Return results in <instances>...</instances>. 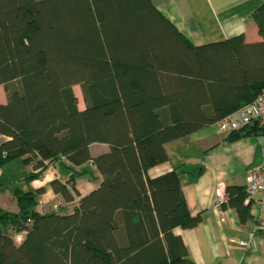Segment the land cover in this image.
I'll list each match as a JSON object with an SVG mask.
<instances>
[{
    "label": "trees",
    "instance_id": "1",
    "mask_svg": "<svg viewBox=\"0 0 264 264\" xmlns=\"http://www.w3.org/2000/svg\"><path fill=\"white\" fill-rule=\"evenodd\" d=\"M255 22L260 41L222 42L249 70L251 101L264 88V5ZM188 46L151 0H0V167L31 163L28 184L63 157L91 161L102 176L64 214L36 211L45 187H16L18 212L0 211V264H194L172 229L201 215H190L176 170L147 173L168 160L165 143L223 117L186 113L196 106L185 83ZM95 142L108 150L92 156ZM73 176L49 182L65 201L78 195ZM226 192L241 221L251 218L245 187ZM8 230L24 231L23 240Z\"/></svg>",
    "mask_w": 264,
    "mask_h": 264
},
{
    "label": "crops",
    "instance_id": "2",
    "mask_svg": "<svg viewBox=\"0 0 264 264\" xmlns=\"http://www.w3.org/2000/svg\"><path fill=\"white\" fill-rule=\"evenodd\" d=\"M151 2L189 44L185 52L190 76L185 83L188 100L196 106L188 108L190 112L186 113L196 111L208 117L226 116L251 101L246 88L251 82L245 75L246 70H249L223 43L237 35H242L245 42L261 40L255 16L263 7L264 0ZM209 44H214V47H204ZM75 95L77 107L84 109L85 103L83 98L80 99L82 93L81 96ZM6 100V92L0 85V103ZM216 121L165 143L168 160L150 168L148 176L153 178L176 170L190 215H201L200 222L192 228L176 226L172 229L173 234L181 238L194 264H264V232L256 229L257 218L264 221V209L250 207L251 218L241 221L236 208L228 202L221 209L213 207L214 190L218 182L225 189L228 186H245L247 169L261 161L264 130L255 129L249 134L230 139L227 133L217 130ZM4 139L5 136L0 135V142ZM89 149L95 156L107 151L108 145L95 142L89 145ZM26 166L31 172L33 165L30 163ZM2 168L0 176L3 175ZM71 173H74L73 183L78 195L73 193V199L65 201L60 194L52 191L49 182L53 179L66 182ZM101 179L100 172L91 161L74 166L60 157L48 165L39 179L29 182L25 189L45 187V192L37 197V212L64 214L72 212L80 197L95 189ZM0 211L18 212L14 196L5 194L2 187ZM8 233L16 244L25 235L24 231L8 230ZM240 241L247 243L241 245Z\"/></svg>",
    "mask_w": 264,
    "mask_h": 264
},
{
    "label": "built area",
    "instance_id": "3",
    "mask_svg": "<svg viewBox=\"0 0 264 264\" xmlns=\"http://www.w3.org/2000/svg\"><path fill=\"white\" fill-rule=\"evenodd\" d=\"M219 132L231 133L249 126H257L264 130V88H262L248 103L237 108L230 114L221 117L215 122ZM244 203L257 210L264 209V143L261 152V161L247 169ZM228 202V193L221 182L214 190L213 207L221 209ZM264 232V221L257 218V228ZM250 237L252 234L250 233ZM246 241H240L246 245Z\"/></svg>",
    "mask_w": 264,
    "mask_h": 264
},
{
    "label": "rangeland",
    "instance_id": "4",
    "mask_svg": "<svg viewBox=\"0 0 264 264\" xmlns=\"http://www.w3.org/2000/svg\"><path fill=\"white\" fill-rule=\"evenodd\" d=\"M73 91L75 94H79L81 96L80 87L78 85L73 86ZM81 98L82 96L80 99ZM2 167L3 175L0 176V187H2V191L5 194L13 195V191L16 187L21 189H25L27 187L28 184L24 180V177L29 172V168L21 160L14 159Z\"/></svg>",
    "mask_w": 264,
    "mask_h": 264
}]
</instances>
